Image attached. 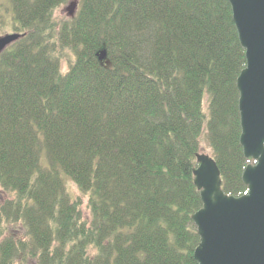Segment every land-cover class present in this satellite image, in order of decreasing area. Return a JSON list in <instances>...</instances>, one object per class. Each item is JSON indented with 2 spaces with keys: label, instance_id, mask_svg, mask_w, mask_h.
<instances>
[{
  "label": "trees",
  "instance_id": "trees-1",
  "mask_svg": "<svg viewBox=\"0 0 264 264\" xmlns=\"http://www.w3.org/2000/svg\"><path fill=\"white\" fill-rule=\"evenodd\" d=\"M9 1L21 37L0 54V264H197L201 133L226 195L247 193L251 163L228 0H76L60 24L71 0Z\"/></svg>",
  "mask_w": 264,
  "mask_h": 264
},
{
  "label": "water",
  "instance_id": "water-1",
  "mask_svg": "<svg viewBox=\"0 0 264 264\" xmlns=\"http://www.w3.org/2000/svg\"><path fill=\"white\" fill-rule=\"evenodd\" d=\"M245 68L236 79L239 93V143L245 159L253 161L242 173L247 193L226 195L214 159L196 154L193 183L202 206L191 219L199 242L193 251L197 264H264V0H228ZM78 3L68 2L75 16ZM21 34L0 37V54Z\"/></svg>",
  "mask_w": 264,
  "mask_h": 264
},
{
  "label": "rangeland",
  "instance_id": "rangeland-1",
  "mask_svg": "<svg viewBox=\"0 0 264 264\" xmlns=\"http://www.w3.org/2000/svg\"><path fill=\"white\" fill-rule=\"evenodd\" d=\"M0 5L2 7L3 10H9L8 13H5V21L6 24L5 27L3 29L0 30V36H4L6 34H12L15 33L13 32V25L15 24L17 25L16 21H13V11H12V6L10 4L9 0H0ZM68 3L65 5H62L60 7H58L53 14V19L57 24H60L68 19L69 16L66 12V7H67ZM73 60V55L70 51L68 50H63L62 51V57H60V67H61V71L64 73L67 70L68 64L67 62L70 61L72 62ZM207 105H208V93L205 91L204 92V98H203V103H202V109L204 113H207ZM199 143H200V152L210 155V149L207 143V139L205 136V131L203 130V132L201 133L200 139H199ZM66 186H67V190L69 192V194L71 195V197H73L74 199L79 198L81 200L82 203V212H83V216L85 219L89 218V214H88V210L86 209V204H87V198L86 196L82 195L78 189L76 188V186L71 183L70 181L67 180L66 182ZM6 194H4L1 190H0V202H2L4 199H6Z\"/></svg>",
  "mask_w": 264,
  "mask_h": 264
}]
</instances>
